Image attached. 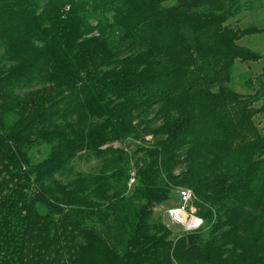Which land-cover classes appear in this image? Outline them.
Returning a JSON list of instances; mask_svg holds the SVG:
<instances>
[{
  "label": "trees",
  "instance_id": "1",
  "mask_svg": "<svg viewBox=\"0 0 264 264\" xmlns=\"http://www.w3.org/2000/svg\"><path fill=\"white\" fill-rule=\"evenodd\" d=\"M255 1L0 0V264H264V65L232 86L264 24L229 23Z\"/></svg>",
  "mask_w": 264,
  "mask_h": 264
},
{
  "label": "rangeland",
  "instance_id": "2",
  "mask_svg": "<svg viewBox=\"0 0 264 264\" xmlns=\"http://www.w3.org/2000/svg\"><path fill=\"white\" fill-rule=\"evenodd\" d=\"M230 24H236L242 27L249 25H260L264 24V0H256L254 7L252 9L241 12L235 17L229 20ZM241 44L249 45L252 49L263 53L264 52V34H256L250 37L243 38L239 41ZM264 65V60H261L256 63H237L235 66V71L233 74L232 86L238 92L246 93L247 90L243 85V81L246 78L253 77L261 73L262 66ZM255 105L257 107L264 105V97L258 100ZM254 121L262 134H264V110L263 112L258 113L254 117ZM126 146L128 149L132 150L135 147L136 141L132 139H128L126 141ZM115 145L125 146L120 143H115ZM37 151V150H36ZM33 150L32 154L35 160H39L42 158V154H44L45 150L41 148L36 152ZM42 153V154H41ZM100 161L96 158L91 157L87 160L75 159L73 161V167L76 171L83 173H93L96 172L99 168ZM165 204L163 206H159L155 209V213L152 219H158L161 217L162 210L165 208ZM169 207V206H168Z\"/></svg>",
  "mask_w": 264,
  "mask_h": 264
},
{
  "label": "built area",
  "instance_id": "3",
  "mask_svg": "<svg viewBox=\"0 0 264 264\" xmlns=\"http://www.w3.org/2000/svg\"><path fill=\"white\" fill-rule=\"evenodd\" d=\"M133 175V173H132ZM134 181L133 176L129 183ZM195 195L190 188L179 187L176 191V203L163 212V223L175 232H190L204 224L194 205Z\"/></svg>",
  "mask_w": 264,
  "mask_h": 264
}]
</instances>
